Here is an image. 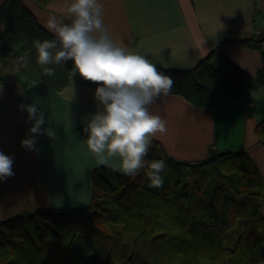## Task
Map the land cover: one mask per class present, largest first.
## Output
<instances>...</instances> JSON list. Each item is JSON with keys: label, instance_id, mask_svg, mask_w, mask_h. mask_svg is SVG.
Segmentation results:
<instances>
[{"label": "trees", "instance_id": "1", "mask_svg": "<svg viewBox=\"0 0 264 264\" xmlns=\"http://www.w3.org/2000/svg\"><path fill=\"white\" fill-rule=\"evenodd\" d=\"M35 1L44 6L49 0ZM0 21L6 25L2 55L27 54L37 78L56 90L69 83L71 60L49 65L55 68L51 77L37 64L33 40L54 36L21 0H5ZM224 42L259 51L264 63V34ZM158 70L174 80L169 94L204 108L239 99L254 81L221 45L189 70ZM14 75L22 86L29 84L22 65ZM255 133L264 148V118ZM146 158L166 162L162 188L150 187L143 171L131 177L98 167L89 205L42 208L0 221V264H264V180L246 150L178 160L153 140Z\"/></svg>", "mask_w": 264, "mask_h": 264}, {"label": "crops", "instance_id": "2", "mask_svg": "<svg viewBox=\"0 0 264 264\" xmlns=\"http://www.w3.org/2000/svg\"><path fill=\"white\" fill-rule=\"evenodd\" d=\"M5 0H0V5ZM37 22L51 35L46 23L63 19L70 0H21ZM103 20L117 44L144 55L157 69L189 70L211 50L222 52L240 69L253 76V87L218 108L194 106L180 95L161 96L149 110L167 121L168 131L158 135L169 155L178 160H202L211 151L246 150L264 180V148L255 133L264 118V63L255 49L227 40L251 39L264 34V0H100ZM67 22V21H65ZM0 23H2L0 21ZM5 30V29H4ZM0 31V48L5 43ZM264 49V42H263ZM28 57L24 70L29 84L15 77L16 60ZM216 66V61H213ZM0 152L12 158L13 175L0 180V221L42 208L72 209L91 201L93 169L104 167L87 145L84 125L98 110L96 87L78 73L61 90L37 78L29 56L0 52ZM37 102L58 139L45 134L28 149L21 141L29 136L31 121L20 105ZM118 166L119 158H109ZM116 171V170H114ZM122 176V172L116 171ZM264 214V202L262 204Z\"/></svg>", "mask_w": 264, "mask_h": 264}, {"label": "clouds", "instance_id": "3", "mask_svg": "<svg viewBox=\"0 0 264 264\" xmlns=\"http://www.w3.org/2000/svg\"><path fill=\"white\" fill-rule=\"evenodd\" d=\"M100 0H70L63 19L51 17L46 28L53 39L33 40L36 62L43 74L54 76L55 68L73 62L72 77L77 73L95 83L94 98L99 108L84 125L87 145L99 162L135 177L144 172L152 188H162L167 168L163 159L149 161L146 157L153 139L168 131L167 121L149 108L161 96H167L174 86L171 76L159 71L144 55L117 44L104 20ZM67 21V22H65ZM6 25L0 23V31ZM28 57L20 56L16 63L27 66ZM37 102L22 104L31 121L29 136L21 141L28 149L36 147V138L45 134L52 140L58 133L47 121L45 111ZM119 158L118 166L109 158ZM13 160L0 152V180L14 173Z\"/></svg>", "mask_w": 264, "mask_h": 264}]
</instances>
